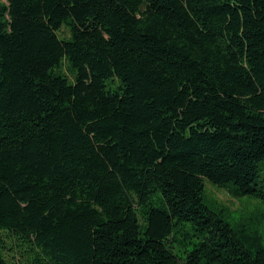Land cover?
Listing matches in <instances>:
<instances>
[{
	"label": "trees",
	"instance_id": "16d2710c",
	"mask_svg": "<svg viewBox=\"0 0 264 264\" xmlns=\"http://www.w3.org/2000/svg\"><path fill=\"white\" fill-rule=\"evenodd\" d=\"M206 180L264 204V0H0V264H264Z\"/></svg>",
	"mask_w": 264,
	"mask_h": 264
},
{
	"label": "rangeland",
	"instance_id": "374dc122",
	"mask_svg": "<svg viewBox=\"0 0 264 264\" xmlns=\"http://www.w3.org/2000/svg\"><path fill=\"white\" fill-rule=\"evenodd\" d=\"M62 34L68 36V31L62 28ZM64 71L67 70L66 65ZM206 199L216 206H224L227 208V218L233 224L239 221H247L253 216L260 218L258 226L264 231V204L261 200L248 196L234 197L226 189L219 187L206 180Z\"/></svg>",
	"mask_w": 264,
	"mask_h": 264
}]
</instances>
